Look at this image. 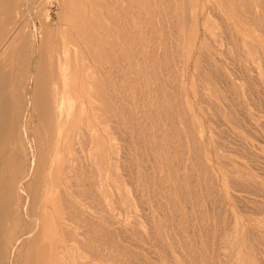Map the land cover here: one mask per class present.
Wrapping results in <instances>:
<instances>
[{
	"label": "rangeland",
	"instance_id": "obj_1",
	"mask_svg": "<svg viewBox=\"0 0 264 264\" xmlns=\"http://www.w3.org/2000/svg\"><path fill=\"white\" fill-rule=\"evenodd\" d=\"M60 1L0 0V25L10 24L0 43L3 95L26 90L33 75L44 78L48 56L40 63L31 52L24 62L19 49L48 15L52 26L36 35L47 50L72 23L86 27L87 38L78 42L98 78L99 114L85 76V116L69 119L64 151L49 158L40 144L37 180L25 184V196L19 184L28 157L16 163L11 143L0 144V194L10 192L11 172L17 177L14 200L1 197L0 264H264V0H63V7ZM79 153L98 158L94 168L81 167L94 194L86 202L65 174L66 157L76 162ZM43 197L52 245L34 236L13 251L29 220L42 215ZM109 206L106 216L101 211ZM124 221L129 231L119 225Z\"/></svg>",
	"mask_w": 264,
	"mask_h": 264
},
{
	"label": "bare ground",
	"instance_id": "obj_2",
	"mask_svg": "<svg viewBox=\"0 0 264 264\" xmlns=\"http://www.w3.org/2000/svg\"><path fill=\"white\" fill-rule=\"evenodd\" d=\"M26 3L27 0H25ZM39 0H33V3H36ZM82 1V0H81ZM21 2V1H20ZM83 2V1H82ZM168 2V1H167ZM32 3V4H33ZM63 0L62 2H59V5L63 7L64 4ZM256 3V2H255ZM11 4V3H10ZM19 3H17L18 6ZM69 4V3H68ZM84 4V3H83ZM12 5V4H11ZM58 5V4H57ZM125 5V4H124ZM28 6V5H27ZM92 6V5H91ZM90 7V6H89ZM27 8V7H26ZM65 8H67L65 6ZM87 8V7H86ZM93 8V7H92ZM59 9V8H58ZM15 10V9H14ZM25 10V9H23ZM64 11V9H63ZM86 11V10H85ZM128 11V10H127ZM96 12V11H95ZM1 13V12H0ZM92 13V12H91ZM30 12L28 11V15ZM43 14V13H42ZM66 14V13H65ZM67 15V14H66ZM69 15V14H68ZM80 15V14H79ZM5 17V16H4ZM19 17V16H18ZM72 17V16H71ZM2 18V17H1ZM21 18V17H20ZM48 15L45 18L46 22L41 23L40 26L45 25V26H52L51 20L49 19ZM89 18V17H88ZM26 19V17H25ZM83 19V18H82ZM1 20V19H0ZM96 20V19H95ZM184 20V19H183ZM25 21V20H24ZM23 21V22H24ZM42 19H40V22ZM80 21V20H79ZM83 21V20H82ZM92 21V19H91ZM21 23V21H19ZM18 23V22H16ZM58 23V22H57ZM72 23V21H71ZM132 23V22H131ZM55 25V24H54ZM61 25V24H60ZM10 24L6 22V24H1L0 25V43L3 40V38L6 35L7 27H9ZM28 23L24 22V27H23V32L25 29H27ZM40 26L35 25L33 26V33L30 36V39L27 41H24L20 44V60L26 62L28 61V56L31 54V52L34 54V56L37 54L39 55V62L43 63V60L48 56V60L46 59L47 63L45 62V69H44V78L43 76H36L33 75L31 78V84L28 86V88L24 91L20 92H13L10 97H6L3 95V92L5 90V78L2 77L0 79V134L3 136V134L7 133L9 130V133H7V137L4 139V136L2 137V140H0V144H4L7 141L11 143L13 146V156L16 163H22V159L27 155L28 157V169L26 171V175L23 176V178L20 181V192H24L25 196V184L28 183L29 181H36L37 180V160H38V152L40 150V144L41 146L45 145L47 146V155L49 158H52L54 151H64V146L60 147V143L63 140L62 139V133L64 132L65 127L69 124V119H76L80 118L82 120L85 116V101L82 98V86H83V78L86 76H90L92 79L87 86V97L88 100L90 101L91 109L92 112L94 113L95 116H97L98 113V106L97 102L100 101L99 99V94H98V89L96 88V78L95 73L92 69V67L88 66L85 58L82 55L81 48L78 42V36L82 37L83 39L87 38L86 32L87 29L85 26H77V24L72 23V25L68 26L61 32V36L58 37V40L56 42V45H54L49 51L46 49V41L44 39H41V41H38L36 35L38 34L40 30ZM62 26V25H61ZM60 26V27H61ZM67 26V25H65ZM111 26V25H110ZM54 27V26H53ZM64 27V26H62ZM90 27V26H89ZM97 27V26H95ZM16 28V27H15ZM14 28V29H15ZM51 28V27H50ZM55 28V27H54ZM72 28V29H71ZM44 29V27H43ZM53 29V28H52ZM57 30V29H56ZM55 30V31H56ZM15 32V31H14ZM22 32V33H23ZM53 32V31H52ZM173 32V31H172ZM8 33V32H7ZM42 32H40L41 34ZM56 33V32H55ZM91 33V32H90ZM118 33V32H117ZM18 34V33H17ZM31 34V33H30ZM14 35V34H13ZM12 35V36H13ZM49 35V34H48ZM11 37V36H10ZM18 37V36H17ZM54 37V36H53ZM99 37V36H98ZM9 38V37H8ZM50 38V37H49ZM92 38V37H91ZM121 38V37H120ZM103 39V38H102ZM14 40V39H13ZM19 40V38L17 39ZM30 40H32L30 42ZM54 40V38H53ZM52 40V41H53ZM56 40V39H55ZM54 40V41H55ZM91 41V39L89 38ZM49 41V39H48ZM51 41V42H52ZM124 41V40H123ZM122 41V42H123ZM16 42V41H15ZM92 44H95L94 41H91ZM106 42V41H105ZM54 43V42H52ZM82 43V42H81ZM48 44V43H47ZM83 44V43H82ZM87 45V44H86ZM101 45V44H100ZM223 45V44H222ZM52 46V45H51ZM50 46V47H51ZM173 46V45H172ZM83 47V46H82ZM128 47V46H127ZM1 48V46H0ZM48 48V47H47ZM79 48V50H78ZM217 49V48H216ZM87 51V50H86ZM5 52V51H4ZM18 52V53H19ZM218 52V51H217ZM17 53V54H18ZM88 55V52H86ZM4 54V53H3ZM81 54V55H80ZM221 54V53H220ZM245 54V53H244ZM32 55V54H31ZM222 56V55H221ZM17 57V56H16ZM18 57V58H19ZM89 57V56H88ZM225 57V56H224ZM3 58V57H2ZM32 58V57H31ZM34 58V57H33ZM37 59V58H36ZM225 59V58H224ZM30 60V59H29ZM15 61V60H14ZM18 61V60H17ZM16 61V62H17ZM38 61V60H37ZM249 61V60H248ZM2 62V61H1ZM32 62V61H31ZM30 62V65H31ZM223 63V62H222ZM21 64V62L19 63ZM29 65V64H28ZM37 65V64H36ZM251 65V64H250ZM3 67V64H2ZM23 67V66H22ZM30 67V66H29ZM98 67V66H96ZM263 67V66H262ZM24 68V67H23ZM32 68V66H31ZM36 68V66H35ZM34 68V69H35ZM254 68V67H253ZM30 69V68H29ZM26 70V68H25ZM28 70V69H27ZM184 70V69H183ZM18 71V70H17ZM20 71V69H19ZM18 71V72H19ZM23 69L21 70V72ZM29 71V70H28ZM185 71V70H184ZM252 71V70H251ZM33 72V71H32ZM256 72V71H255ZM254 72V73H255ZM26 73V72H25ZM30 73V72H29ZM36 73V72H35ZM2 74V73H0ZM31 74V73H30ZM20 75V73H19ZM31 76V75H30ZM99 77V76H98ZM20 78V76H19ZM27 80V79H26ZM239 80V79H238ZM42 81V83H41ZM15 84H13L14 86ZM12 86V87H13ZM11 90V89H10ZM12 91V90H11ZM18 91V90H17ZM33 91V93H32ZM246 91V90H245ZM8 95V94H7ZM245 96V95H244ZM24 102V103H23ZM24 105L23 109H21L20 105ZM87 109V108H86ZM10 110V111H9ZM38 114V121H39V127H35V121L32 113ZM90 112V113H92ZM11 114V122L7 124L8 122V116ZM36 117V116H35ZM24 118H26L24 120ZM87 118V117H86ZM85 118V119H86ZM97 118V117H96ZM25 122H24V121ZM88 120V119H87ZM86 120V121H87ZM37 121V122H38ZM89 121V120H88ZM79 123V121L77 122ZM87 123V122H86ZM91 123V121H90ZM27 126L26 130H28V135L24 134L25 125ZM81 125V124H79ZM85 126V124H83ZM10 126V129H9ZM88 126V124H87ZM86 126V127H87ZM67 128V127H66ZM81 131V127H79ZM85 128H82V133H85ZM110 129V128H109ZM69 130L74 131V128L72 125L69 126ZM84 130V131H83ZM112 130V129H111ZM116 130V129H115ZM43 131V134L41 135V132ZM87 131V130H86ZM93 131V130H92ZM68 132V130H67ZM95 132V131H94ZM27 133V132H25ZM66 133V132H65ZM81 133V132H80ZM79 133V134H80ZM83 133V134H84ZM91 133V132H90ZM136 133V132H135ZM77 134V133H76ZM74 135V140H77V135ZM88 134V133H87ZM95 134V133H94ZM93 134V135H94ZM85 135V134H84ZM93 135H90L92 137L91 140H93L95 137ZM80 136V135H79ZM83 136V135H82ZM42 137V138H41ZM81 137V136H80ZM85 137V136H84ZM86 138V137H85ZM89 138V137H88ZM41 139L44 142L41 141ZM96 139V138H95ZM66 140V139H65ZM83 140V139H82ZM87 140V139H85ZM118 140V139H117ZM55 141V143H54ZM81 142V140H78ZM77 141V143H78ZM120 141V140H119ZM84 142V141H83ZM91 142V141H88ZM127 142V141H126ZM76 145L78 146V144ZM99 143V142H98ZM45 144V145H44ZM90 144V143H88ZM93 144V143H92ZM138 145V144H137ZM42 146V147H43ZM88 147V145L86 146ZM84 146V148L86 149ZM80 149V148H79ZM89 149H91L89 147ZM78 150V149H77ZM1 151V149H0ZM5 151V150H4ZM3 151V152H4ZM66 151V150H65ZM93 152V151H92ZM78 153V152H77ZM82 153V152H81ZM79 153V154H81ZM134 153V152H133ZM9 155V154H8ZM127 156V155H126ZM26 157V158H27ZM129 157V156H128ZM122 158V157H121ZM133 158V157H132ZM54 159V158H53ZM125 159V158H123ZM40 160V158H39ZM127 160V159H126ZM12 161V160H11ZM48 161V160H47ZM128 161V160H127ZM126 161V162H127ZM179 161V160H178ZM9 158H4V163H8ZM13 163V162H12ZM43 163V162H42ZM119 163V162H118ZM128 163V162H127ZM2 164V165H3ZM98 164V158L94 154H88L85 156L81 154V156H78L76 159V162L73 161V159H70V156L66 157V169H65V174L66 177L72 181H74V189H77L78 191L76 192V196L79 198L83 199L85 202L89 200L88 196H93L92 194L93 190L91 191L90 189L87 188L86 183L84 182V177L85 174L82 173L81 167L82 165H85L87 169L89 167L94 168ZM122 164V163H121ZM120 164V165H121ZM40 165V164H39ZM42 165V164H41ZM117 165L120 168L123 166ZM1 166V165H0ZM21 166V165H20ZM131 166V165H129ZM143 166V165H142ZM112 167V166H111ZM126 167V165H125ZM51 168V167H50ZM92 170V169H91ZM119 170V169H118ZM125 169L122 170V172ZM17 172V171H16ZM88 172V171H86ZM128 172V171H127ZM126 172V173H127ZM44 172H42L43 174ZM88 174V173H87ZM127 175V174H126ZM135 175V174H133ZM123 176V174H122ZM129 177V176H128ZM127 177V178H128ZM124 178H126L124 176ZM130 178V177H129ZM9 179V178H8ZM17 177L15 176V172H11L10 179L11 185L9 186L10 191L12 189V192H5L10 195V197L14 200L15 196V188L17 187L16 184ZM130 180V179H129ZM45 182V181H44ZM6 183V181H5ZM30 183V182H29ZM47 184V183H46ZM45 184V185H46ZM127 184V183H126ZM130 184V183H129ZM128 184V185H129ZM31 185V184H30ZM73 185V184H72ZM98 188L103 189L102 184L99 182L96 184ZM95 185V186H96ZM133 185V184H132ZM43 186V185H42ZM94 186V187H95ZM3 187V186H2ZM57 187V186H56ZM93 187V186H92ZM131 187V186H130ZM133 187V186H132ZM6 188V186L4 187ZM116 188V187H115ZM129 188V187H128ZM40 189V188H38ZM44 189V188H42ZM132 189V188H131ZM4 190V189H3ZM47 190V187H46ZM7 191V190H6ZM43 191V190H42ZM47 191H45L46 193ZM74 192V193H75ZM133 192V190H132ZM4 192L0 194V215L4 212V205L3 201L1 200V197L5 194ZM73 193V194H74ZM105 193V191L103 192ZM107 194V192H106ZM128 194V193H127ZM97 195V194H96ZM95 195V198L97 197ZM117 195V194H116ZM27 196V195H26ZM47 196V195H46ZM77 197V198H78ZM108 197V196H107ZM107 197L104 198L105 204H107ZM112 197H110L111 199ZM3 199V198H2ZM26 199L29 200L28 197ZM44 197L42 199V202L39 204L40 208L42 209L43 213L40 216V214H37V217H34L29 220L31 222L30 224V231L25 235L26 237L21 241V239H17L15 245H14V250L18 248L20 244H22L24 241L29 240L30 238L35 236V242L39 241L42 244L46 246H51L52 241H53V235H54V228H53V223H52V218L50 213L48 212V204H44ZM117 199V198H116ZM136 199V198H135ZM4 200V199H3ZM6 200V199H5ZM31 200V199H30ZM19 201V200H18ZM82 201V200H81ZM83 201V202H84ZM91 201V199H90ZM110 201H113L112 199ZM82 202V203H83ZM84 202V203H85ZM28 203V202H27ZM89 203V202H87ZM91 203V202H90ZM95 203V202H94ZM113 203V202H112ZM29 204V203H28ZM87 205V204H86ZM85 205V206H86ZM91 205V204H89ZM26 207L28 205H25ZM92 206H90L91 208ZM104 207V206H103ZM22 208V207H21ZM114 208V207H113ZM112 208V210H113ZM26 209V208H25ZM30 209V208H28ZM95 209V207L93 208ZM92 210V208H91ZM96 210V209H95ZM101 210V209H100ZM110 206L107 208L102 209L101 212H103L106 216L107 213L109 214L110 212ZM29 211V210H28ZM27 211V212H28ZM97 211V210H96ZM132 211V210H131ZM25 212V211H24ZM99 212L98 214H100ZM29 213V212H28ZM96 213V212H95ZM122 214V213H121ZM28 215V214H26ZM101 215V214H100ZM112 216V215H111ZM54 217V216H53ZM139 217V216H138ZM27 218V217H26ZM125 218V217H123ZM142 219V217H141ZM28 220V219H27ZM98 220V219H96ZM105 220H109L105 219ZM56 221V220H55ZM108 222V221H107ZM110 222V221H109ZM150 222V221H149ZM111 223V222H110ZM109 223V224H110ZM131 223V222H130ZM135 223V222H134ZM137 223V221H136ZM134 224V226H138V224ZM57 224V223H56ZM118 224V223H117ZM142 224V223H141ZM140 224V225H141ZM9 225V224H8ZM73 225V224H72ZM115 225V224H114ZM119 225H121L125 230L129 231L130 230V224L127 222H120ZM133 225V224H132ZM147 225V224H146ZM240 225V224H239ZM242 227V225H240ZM59 227V226H58ZM140 227V226H139ZM143 227V225H142ZM239 227V226H238ZM72 228V227H71ZM70 228V229H71ZM74 228V227H73ZM152 228V227H151ZM153 229V228H152ZM72 230V229H71ZM74 230V229H73ZM142 230V229H141ZM241 230V229H240ZM82 231V230H81ZM122 231V230H121ZM120 231V232H121ZM231 231V230H230ZM86 232V231H85ZM126 232V231H124ZM205 233V232H204ZM73 234H75L73 232ZM77 234H80L78 229L76 230V236ZM126 234V233H125ZM142 234V232H141ZM69 235V234H68ZM127 235V234H126ZM146 235V234H145ZM228 235V234H227ZM233 235V234H232ZM133 236V235H132ZM239 236V235H238ZM145 237V236H144ZM153 239V238H152ZM74 240H78L75 239ZM99 240V239H98ZM144 240V239H143ZM242 240V239H241ZM20 241V242H19ZM81 241V240H80ZM22 242V243H21ZM147 242V241H146ZM29 243V242H28ZM28 243L26 245H28ZM240 243V242H239ZM39 244V243H38ZM41 244V245H42ZM98 244V243H97ZM149 244V243H148ZM23 245H25L23 243ZM40 245V246H41ZM151 245V244H150ZM39 246V245H38ZM242 246V245H241ZM37 247V246H36ZM58 247V246H57ZM98 247V246H97ZM234 247V246H233ZM240 247V244L238 248ZM23 248V247H22ZM25 248V247H24ZM53 248V246H52ZM75 248V247H74ZM227 248V247H226ZM229 248V245H228ZM232 248V247H231ZM57 249V248H56ZM61 249V248H60ZM66 249V248H65ZM41 250V249H40ZM38 249V251H40ZM64 250V249H63ZM229 250V249H227ZM235 250V249H234ZM37 251V250H36ZM60 251V250H59ZM62 251V249H61ZM76 251V250H75ZM152 251V250H150ZM218 251V250H217ZM225 251V250H224ZM239 251V250H238ZM58 252V251H57ZM230 252V251H229ZM232 252V251H231ZM236 252V251H235ZM234 252V253H235ZM40 253V252H38ZM60 253V252H59ZM63 253V251H62ZM69 253V252H68ZM73 253V252H72ZM76 254V252H74ZM74 253L72 255H74ZM223 253V251H222ZM221 253V256H223ZM225 253V252H224ZM41 254V253H40ZM61 254V253H60ZM65 254V253H64ZM155 254V253H154ZM36 255V254H35ZM231 255V253H230ZM60 256V255H59ZM82 256V255H81ZM37 257V255H36ZM39 257V255H38ZM70 257V256H69ZM83 257V256H82ZM226 257V256H225ZM234 258V257H233ZM83 259V258H82ZM69 260V259H68ZM81 260V259H80ZM84 260V259H83ZM98 260V258H97ZM12 261V260H11ZM63 261V260H62ZM73 261V260H72ZM75 261H77L75 259ZM224 261V260H223ZM66 262V261H65ZM79 262V261H78ZM163 262V261H162ZM68 264H74L73 262H66ZM223 263V262H222ZM225 263V262H224ZM233 263V262H232ZM80 264V263H79ZM83 264V263H82ZM231 264V263H230Z\"/></svg>",
	"mask_w": 264,
	"mask_h": 264
}]
</instances>
